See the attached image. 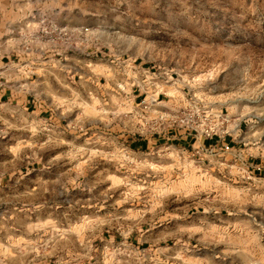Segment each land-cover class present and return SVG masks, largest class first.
I'll use <instances>...</instances> for the list:
<instances>
[{"label":"rangeland","instance_id":"obj_1","mask_svg":"<svg viewBox=\"0 0 264 264\" xmlns=\"http://www.w3.org/2000/svg\"><path fill=\"white\" fill-rule=\"evenodd\" d=\"M16 1L0 0V64L51 45L38 30L2 27L17 15L1 7ZM80 1L36 4L92 29L84 58L62 65L108 93L85 95V118L57 130L48 116L11 112L0 134V264H264V0H85L83 14ZM117 58L166 73L148 108L115 86ZM62 65L58 82L35 84L47 97L65 84ZM184 108L227 116L228 148L158 142L156 116ZM133 135L149 148L132 150Z\"/></svg>","mask_w":264,"mask_h":264},{"label":"crops","instance_id":"obj_2","mask_svg":"<svg viewBox=\"0 0 264 264\" xmlns=\"http://www.w3.org/2000/svg\"><path fill=\"white\" fill-rule=\"evenodd\" d=\"M13 3L15 4L3 5L1 7V13L17 15L16 19L12 21L9 19L3 21L2 27H4V29L13 28V25L16 24L20 29L38 30V27L41 26L40 21L42 19L47 23L58 26H85L83 22L73 23L70 20H66V18L64 21H62V19L59 21L57 18V10L59 7L54 4V6L50 5L48 8H41L37 6L36 0H17ZM77 4L78 3H76V6H78ZM79 6L80 7L77 8H79L81 14L85 13V0H81ZM61 8L64 10L71 7L68 6L67 3H63ZM50 42L51 45H49L48 49H46V45L42 46L37 43H35V45H33L34 43L27 44L24 50L16 49L15 55L18 57L17 62L8 60V62H1L0 64V134L3 139L9 134L11 112H18L20 116L26 117L34 115V119H37L35 120L36 123H41V118L37 116H48L49 126L57 130L61 124H68V121L74 115H76V119L85 118L82 108L85 106V95L87 97L92 96V100L96 98L100 103V101L104 99L103 97L105 94L108 93L104 86H85V77H87L86 75L88 72H85L83 68L82 71L73 72V74L70 75L69 66L62 65V61L64 60L79 61L80 58H84L82 54L85 53V48L81 50L76 49L77 51L72 52L70 49H67V46L65 48L59 47L58 43ZM6 44L8 45L9 43L6 42ZM31 46H34V48L31 49ZM7 49L10 50L9 47ZM23 54L28 57L23 58ZM46 58L49 59L47 61L50 62L48 67L43 65V61H45ZM83 61L85 60L83 59L82 62ZM59 64L66 68V78L63 79V83L65 84H63L62 88H58L57 86L51 88L47 97V95L42 92L41 88L37 87L35 84H39L41 79H44L47 75L50 76V79L55 78L57 81ZM76 75L77 77L75 78ZM77 82L79 85H75ZM113 92L118 94L114 88ZM86 100L89 101V99ZM162 140L184 148H196L199 151L203 150L204 147L228 148V143L225 142L228 141V137L214 136L209 139L201 138L194 140L182 130L175 132L170 131L166 136L158 137L157 139L158 142ZM149 145V140L136 135H133L129 142V147L136 151H145L149 148ZM259 174L264 175V167L259 170ZM122 260V264H130L129 262H131L130 258L126 259V257L122 258ZM133 260L136 264L140 259L135 257Z\"/></svg>","mask_w":264,"mask_h":264},{"label":"built area","instance_id":"obj_3","mask_svg":"<svg viewBox=\"0 0 264 264\" xmlns=\"http://www.w3.org/2000/svg\"><path fill=\"white\" fill-rule=\"evenodd\" d=\"M41 26L38 27L39 38H46L49 41L61 43L69 48L82 49L88 44V39L93 33L92 29L83 25L74 26H58L47 23L44 19L41 21ZM115 67L119 77L116 78L115 86L119 90L123 87H130L132 93L137 95L140 100L135 104L136 108L140 105L143 108H148L151 103H154L160 94H163L162 87L155 85L156 78L166 76L164 72H157L152 67H144L142 64L136 63L131 59H115ZM154 96L155 99H152ZM138 109V108H137ZM137 117V110L132 113ZM156 129L158 131L152 134L158 137H163L170 131H183L194 140L201 138H212L214 136L229 135V118L218 114H203L189 112L184 108L173 114L159 113L156 116Z\"/></svg>","mask_w":264,"mask_h":264}]
</instances>
